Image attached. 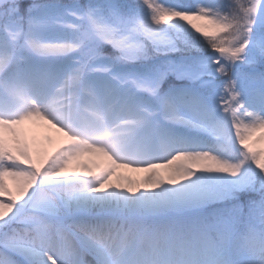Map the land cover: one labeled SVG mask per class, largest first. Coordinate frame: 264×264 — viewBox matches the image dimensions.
Masks as SVG:
<instances>
[{"label":"snow or ice","instance_id":"obj_1","mask_svg":"<svg viewBox=\"0 0 264 264\" xmlns=\"http://www.w3.org/2000/svg\"><path fill=\"white\" fill-rule=\"evenodd\" d=\"M0 264H264V0H0Z\"/></svg>","mask_w":264,"mask_h":264},{"label":"rangeland","instance_id":"obj_2","mask_svg":"<svg viewBox=\"0 0 264 264\" xmlns=\"http://www.w3.org/2000/svg\"><path fill=\"white\" fill-rule=\"evenodd\" d=\"M38 130V129H37ZM49 133H51V131H48ZM53 133H56L54 130L52 131ZM46 136H49V134L47 135V134H44V136H43V134H40V137H41V139H42V141L44 142V140H45V138L44 137H46ZM44 146L47 148V150L49 151V152H51L54 148H55V145H50V144H47L46 142H44ZM87 157H89V156H85V157H82L81 158V161H79V162H77L76 161V163H73V167L77 164V163H81V162H84L85 160H86V158ZM97 160L95 161V162H93V163H91L92 164V167H93V169L94 170H96V168H97V166L98 165H104L105 163H107V161L105 162L104 160L106 159L105 157H102V156H96L95 157ZM92 160H93V157H90V162H92ZM79 170H81V171H83V169H79ZM124 173L126 174V173H128V176L126 175V176H124L125 178L126 177H130L133 181H142L143 179L142 178H138V176H139V173H135V172H133V170L132 169H128V168H124ZM124 174H122V176H123ZM138 175V176H137ZM113 178H114V176H113ZM115 179V181H113V182H120V181H118L117 180V176L114 178Z\"/></svg>","mask_w":264,"mask_h":264},{"label":"bare ground","instance_id":"obj_3","mask_svg":"<svg viewBox=\"0 0 264 264\" xmlns=\"http://www.w3.org/2000/svg\"><path fill=\"white\" fill-rule=\"evenodd\" d=\"M37 131L39 132V135H40V134H43V136H44V134H47V135L49 134V136L44 137V138H45L44 142H46L47 144L55 145V146H56V145L60 142L61 136H60L59 134H57V133H53L52 131H51V133H49L48 130H47L46 128H38ZM50 140H51V142H49ZM96 160H97V159H96L95 157H93L92 162H90V157H87L85 161H87V162H89V163H93V162H95ZM97 161H98V160H97ZM104 161L106 162L107 159H105ZM75 162H76V161H74L73 163H75ZM123 172H124V168H120V170H117V175H119L120 173L123 174ZM133 172H135V173H139L138 178H144V176H145V173L142 172V171H134V170H133ZM115 177H116V176H114V178H115ZM114 178H113V181H115ZM120 182H122V183H126V179H125L124 182H123V181H120Z\"/></svg>","mask_w":264,"mask_h":264}]
</instances>
